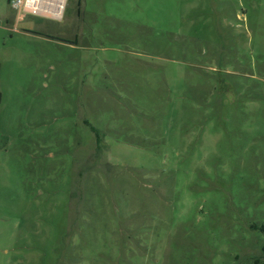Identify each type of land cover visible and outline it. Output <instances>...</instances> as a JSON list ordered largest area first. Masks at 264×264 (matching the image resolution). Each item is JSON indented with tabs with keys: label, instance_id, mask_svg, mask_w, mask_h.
I'll return each mask as SVG.
<instances>
[{
	"label": "rangeland",
	"instance_id": "374dc122",
	"mask_svg": "<svg viewBox=\"0 0 264 264\" xmlns=\"http://www.w3.org/2000/svg\"><path fill=\"white\" fill-rule=\"evenodd\" d=\"M0 0V264H264V0Z\"/></svg>",
	"mask_w": 264,
	"mask_h": 264
},
{
	"label": "built area",
	"instance_id": "2783aa9c",
	"mask_svg": "<svg viewBox=\"0 0 264 264\" xmlns=\"http://www.w3.org/2000/svg\"><path fill=\"white\" fill-rule=\"evenodd\" d=\"M18 22L26 16L62 21L68 0H9Z\"/></svg>",
	"mask_w": 264,
	"mask_h": 264
},
{
	"label": "trees",
	"instance_id": "16d2710c",
	"mask_svg": "<svg viewBox=\"0 0 264 264\" xmlns=\"http://www.w3.org/2000/svg\"><path fill=\"white\" fill-rule=\"evenodd\" d=\"M1 95H2V94L0 93V101H1Z\"/></svg>",
	"mask_w": 264,
	"mask_h": 264
}]
</instances>
